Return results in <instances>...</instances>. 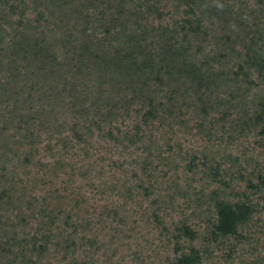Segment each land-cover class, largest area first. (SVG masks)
<instances>
[{"label": "trees", "instance_id": "16d2710c", "mask_svg": "<svg viewBox=\"0 0 264 264\" xmlns=\"http://www.w3.org/2000/svg\"><path fill=\"white\" fill-rule=\"evenodd\" d=\"M0 111V264H143L138 239L114 226L125 209L94 219L30 196L9 165L30 164L39 124L60 163L79 145L89 157L94 131L115 149L141 148L110 187L124 206L151 198L143 214L157 222L171 188L195 203L170 234L168 264H205L211 245L230 260L264 212V0H0ZM194 129L206 143L183 151L173 136ZM174 161L214 188L159 194Z\"/></svg>", "mask_w": 264, "mask_h": 264}, {"label": "rangeland", "instance_id": "374dc122", "mask_svg": "<svg viewBox=\"0 0 264 264\" xmlns=\"http://www.w3.org/2000/svg\"><path fill=\"white\" fill-rule=\"evenodd\" d=\"M17 99L12 100L5 110L14 109L12 102L19 104L15 101ZM5 105L4 103L3 106ZM0 112L1 120L4 121L7 116L2 114V111ZM39 125L35 129L38 137H35V140L33 139L35 143L31 148L33 154L30 164L24 166L19 161L13 160L9 165V167L17 168L18 175L16 177L19 176L26 184L30 196L36 197L38 200L46 194L55 196L60 201L63 209L68 210L70 207H74L73 211L84 216L94 217V219H98V216L102 212L106 213V210L117 209L122 214L123 209H125L127 211L125 212L127 215L125 223H114V226L116 225V228L126 231L124 236H132L134 239H138V251L143 264H168L169 259L174 254L173 241H168L170 234L179 221L185 219L194 211L195 203L193 201L191 203L185 202L183 197L177 196L178 189L171 188L169 193L174 196V200L167 209H162L159 212L157 223L143 214V210L146 209L147 211L150 208L151 198L145 200L138 197L136 199L140 206L131 202H127L124 206V201L118 194V190L110 189L112 185H115L118 181H123V177H127L131 174V171H134L135 167L132 160L140 154L141 148H135L134 145L125 151L120 150L121 148L115 149L113 143L106 138H99L97 131H94L92 138L89 140L92 144L88 150L89 157L80 152L79 149L83 145H79V147L74 148V154L69 153L68 157H65V163H60L56 154L58 143L54 138H49L48 134L43 131H37ZM191 132L192 134L176 132L173 136V139L181 145L183 151L191 148L202 149L204 143H206L202 135H195V129ZM161 133L160 129L154 132L156 137H159ZM213 145L218 146L217 142ZM242 146L244 145L232 148L231 154L233 157L240 155ZM25 150H28V146L25 147ZM164 155H167V153ZM260 157L264 158V155H260ZM114 161L119 163L123 161V163H120L121 167H119V164ZM112 163H115V165ZM174 163L178 167L176 170L172 167L174 164L171 167L164 166L162 170L166 173V176L164 178L157 177L159 184L164 183L159 187V194H165L163 190L165 185L174 184L179 186L181 191L187 189V184H191L197 191L202 189L207 192L214 188V185L207 186V182L200 180V174L195 176L186 172L183 169L184 164L181 162L174 161ZM81 167L87 171L86 174H78ZM251 167L252 164L248 165V169H251ZM160 173L158 174L160 175ZM49 200L48 203L56 204L55 199ZM24 210L26 211L25 206ZM189 222L202 223L199 232L201 234L204 231L205 220L193 217L192 219L189 218ZM31 225H35L33 221H31ZM99 233L101 238L104 231ZM242 233L245 235L244 237L250 236L247 238L249 240L247 242L243 241L242 244L237 246L230 260L225 258L227 249L217 248L220 247L218 245H211L208 247L211 257L207 259L208 261H205V264H264V212L255 214L252 220L243 228ZM120 251L114 254L113 261L121 260L122 251Z\"/></svg>", "mask_w": 264, "mask_h": 264}]
</instances>
